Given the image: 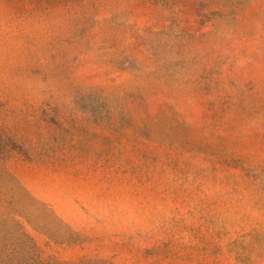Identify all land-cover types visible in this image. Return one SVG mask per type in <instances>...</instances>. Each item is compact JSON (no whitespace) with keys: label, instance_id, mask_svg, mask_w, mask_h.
Returning <instances> with one entry per match:
<instances>
[{"label":"rangeland","instance_id":"obj_1","mask_svg":"<svg viewBox=\"0 0 264 264\" xmlns=\"http://www.w3.org/2000/svg\"><path fill=\"white\" fill-rule=\"evenodd\" d=\"M0 264H264V0H0Z\"/></svg>","mask_w":264,"mask_h":264}]
</instances>
